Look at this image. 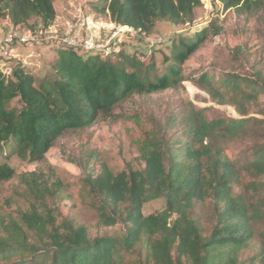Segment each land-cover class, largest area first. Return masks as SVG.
<instances>
[{"label":"trees","instance_id":"obj_1","mask_svg":"<svg viewBox=\"0 0 264 264\" xmlns=\"http://www.w3.org/2000/svg\"><path fill=\"white\" fill-rule=\"evenodd\" d=\"M224 9H263L251 0H218ZM102 4V6H98ZM250 4V5H249ZM200 0H97L93 10L110 20L148 35L156 21H192ZM26 25L31 18L43 27L55 18L52 0H0V20ZM207 38V30L192 40H180L172 59L183 63ZM118 62L63 49L57 52L53 78L35 85L17 67L11 79L0 75V152L9 145L21 160L42 161L65 133L91 127L99 117L133 95H150L175 87L179 71L170 69L151 80L135 56L120 53ZM236 73L212 81L206 74L198 86L219 105H229L240 118L208 120L203 110H191L182 139H170L161 127L145 130L136 141L139 164L117 173L102 164L83 179V197L97 225L120 232L90 237L87 228L60 219L49 207L61 191L41 173L22 174L27 206L14 216L0 215V264H264V118L248 116L264 96V76ZM18 99L22 108H9ZM264 117V111H258ZM216 137L254 140L235 162L212 141ZM208 141V143H206ZM14 171L0 163V185ZM240 186L235 194L233 186ZM162 200V210L143 214V206ZM209 201L211 226L206 233L197 206ZM257 231L254 253L240 260Z\"/></svg>","mask_w":264,"mask_h":264},{"label":"rangeland","instance_id":"obj_2","mask_svg":"<svg viewBox=\"0 0 264 264\" xmlns=\"http://www.w3.org/2000/svg\"><path fill=\"white\" fill-rule=\"evenodd\" d=\"M52 1L55 10V18L51 24L53 29L62 28L72 19L85 15L100 22H107L109 18L108 15L93 10V2L97 0ZM263 1L251 0V3L261 5ZM250 7L249 10H226L218 0H200V6L193 10L190 22L172 24L160 20L154 23L148 35L135 31L125 34L122 37L121 53L135 56L148 70L151 80L175 69L179 71L180 81L174 88L159 93L133 95L114 109L113 117H99L89 128L65 133L42 161L21 160L9 145L5 146L0 152V163L13 169L14 176L0 185V215L14 216L17 208H26L27 196L24 186L19 183V177L36 172L41 173L48 184L58 181L61 185L56 198L47 199L49 207L59 215L58 220L63 218L85 226L90 237L120 232L122 227L119 224L112 228L97 225L96 213L88 205V199L83 197L81 180L89 172L96 175L102 164L114 173L122 171L128 164L136 168L139 164L136 141L145 130L158 126L170 139H183L186 119L191 110H203L208 120L240 118L231 106L213 102L198 86L197 81L203 74L212 81L232 73L252 77V74L259 71L264 76L263 9H256L253 4ZM12 25L8 17L0 20V28L4 32ZM17 27L32 33L45 31L37 18H31L26 25ZM203 29L207 30V38L199 49L183 63L174 62L172 55L178 49L180 40H192ZM60 50L63 49L54 41L18 47L15 51L16 59L6 60L8 63L5 72L10 74L5 79H11L13 71L20 67L25 74L34 78L36 86L48 81L53 78V68ZM109 60L118 62L117 57ZM9 108L19 111L22 104L14 99L9 103ZM258 111H264V96L249 109L248 116L264 118ZM253 142L252 139L232 141L222 137H216L212 141L234 162L243 156ZM261 180L264 181V176ZM233 192L241 193L240 186L234 185ZM260 196L264 197V188L259 193ZM162 208L163 201L155 200L146 203L142 211L144 215H148ZM195 213L208 233L211 226L209 201L197 206ZM261 226H255L254 237L240 252V260L251 256L256 250L257 231Z\"/></svg>","mask_w":264,"mask_h":264},{"label":"built area","instance_id":"obj_3","mask_svg":"<svg viewBox=\"0 0 264 264\" xmlns=\"http://www.w3.org/2000/svg\"><path fill=\"white\" fill-rule=\"evenodd\" d=\"M44 30L32 33L12 25L4 32L0 28V75L7 78L10 74L5 72L8 63L6 60L16 59L15 51L18 47L41 41H54L62 49L109 60L121 53L122 37L134 31L111 21L110 18L107 22H100L90 15L76 17L62 28L53 29L51 25ZM41 38L44 39L40 40Z\"/></svg>","mask_w":264,"mask_h":264}]
</instances>
